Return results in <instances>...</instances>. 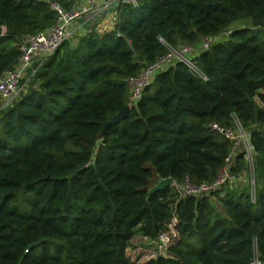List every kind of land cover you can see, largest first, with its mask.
I'll return each mask as SVG.
<instances>
[{
    "label": "trees",
    "instance_id": "trees-1",
    "mask_svg": "<svg viewBox=\"0 0 264 264\" xmlns=\"http://www.w3.org/2000/svg\"><path fill=\"white\" fill-rule=\"evenodd\" d=\"M51 1V0H50ZM64 7L69 0H52ZM49 0H0V74L23 34L54 22ZM114 31L63 43L0 113V264H264V0H136L119 5ZM248 20L198 52L200 74L181 62L155 74L135 107L126 79L168 47ZM236 118L250 130L260 184L176 202L166 255H127L133 236L155 237L171 216L158 177L212 180L229 142L209 125ZM237 159V166H242Z\"/></svg>",
    "mask_w": 264,
    "mask_h": 264
},
{
    "label": "built area",
    "instance_id": "built-area-1",
    "mask_svg": "<svg viewBox=\"0 0 264 264\" xmlns=\"http://www.w3.org/2000/svg\"><path fill=\"white\" fill-rule=\"evenodd\" d=\"M69 1L70 5L64 7L58 1L49 0V8L55 15L54 22L38 32L21 36L18 43L20 51L18 61L0 74V113L19 98L41 64L51 57L63 43L74 44L90 31L98 33L102 18H107L111 31H114L118 20L119 5L124 3L136 5V0ZM230 31L203 36L198 44H179L176 47H168L163 55L144 65L138 74L126 79L129 91L126 106L129 109L135 107L144 88L154 80L155 74L166 70L176 62H181L194 73L200 74L194 59L195 55L221 41L222 33L228 35ZM209 127L229 142L230 148L224 158L223 165L210 181L194 184L188 178L182 181L172 179L169 187L175 195V200L171 204V216L155 237L142 235V239L148 244V247H139L140 255L135 258L136 260L144 261L166 255L169 244L177 235L175 227L178 223V216L175 207L179 198L185 196L208 197L213 207L219 209L218 207H221L219 198L224 195L226 190L247 188L250 200L255 201L260 184L257 182L255 151L250 141V130L242 127L236 118H233L229 125L211 123ZM239 157L242 166H237ZM254 262L260 264L257 260Z\"/></svg>",
    "mask_w": 264,
    "mask_h": 264
},
{
    "label": "water",
    "instance_id": "water-1",
    "mask_svg": "<svg viewBox=\"0 0 264 264\" xmlns=\"http://www.w3.org/2000/svg\"><path fill=\"white\" fill-rule=\"evenodd\" d=\"M3 32V28L0 27V34H2ZM129 110L128 106H125L122 110H120L117 114L113 115L109 120H107L106 122H104V124L102 125V129H101V132H100V135L103 134L104 132V129L105 127L108 125V124H111V123H114L118 120H120L125 114L126 112ZM172 179L171 177H166V178H161V177H158V180L157 182L152 185L150 187V189L148 190L147 192V195L153 193V192H156V191H161V190H164L165 188L169 187L171 182H172ZM252 264H257L256 262L252 263Z\"/></svg>",
    "mask_w": 264,
    "mask_h": 264
},
{
    "label": "crops",
    "instance_id": "crops-1",
    "mask_svg": "<svg viewBox=\"0 0 264 264\" xmlns=\"http://www.w3.org/2000/svg\"><path fill=\"white\" fill-rule=\"evenodd\" d=\"M249 23H250V21H248V20H247V21H246V20H244V21H239V22H236V23H234V24L228 26V27L225 28L223 31H224V32H229L231 29L236 28V27L249 26V25H248ZM108 31H111V26H110V24H108V20H107V18H102V19L100 20V24H99V32H98V33L101 35V34H103L104 32H108ZM227 37H228L227 34L222 33V35H221L220 38H221V40H224V39H226ZM258 106L264 109V102H258ZM218 208L220 209L221 207H218Z\"/></svg>",
    "mask_w": 264,
    "mask_h": 264
},
{
    "label": "rangeland",
    "instance_id": "rangeland-1",
    "mask_svg": "<svg viewBox=\"0 0 264 264\" xmlns=\"http://www.w3.org/2000/svg\"><path fill=\"white\" fill-rule=\"evenodd\" d=\"M4 29V28H3ZM247 174H248V171H247ZM156 183V182H155ZM154 183V184H155ZM153 184V185H154ZM220 212H222V207L220 209H218ZM142 233L140 232H137L131 242H130V245H129V249L127 251V255L128 257L133 260L135 259L136 257H138L140 255V251H139V247H142V248H147L148 247V244L146 242H144V240L142 239ZM138 248V249H137ZM256 260V259H255Z\"/></svg>",
    "mask_w": 264,
    "mask_h": 264
}]
</instances>
